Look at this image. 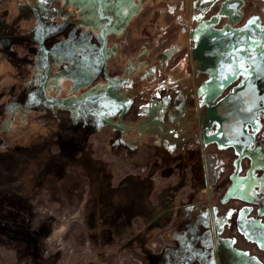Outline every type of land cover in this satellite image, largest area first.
<instances>
[{
    "label": "crops",
    "instance_id": "1",
    "mask_svg": "<svg viewBox=\"0 0 264 264\" xmlns=\"http://www.w3.org/2000/svg\"><path fill=\"white\" fill-rule=\"evenodd\" d=\"M10 6L0 51L9 50L23 87L3 86L0 98L24 97L27 113L16 109L11 125L91 102L92 159L105 165L108 205L126 214L122 250L139 264H264L230 233L234 224L244 232L247 215L252 237L244 233L264 249L263 200L240 190L248 173L253 191L264 187V127L250 126L264 109V35L255 26H264V0H0V12ZM169 18L186 41H159ZM128 33L141 40L114 41ZM170 49L178 52L158 55ZM234 199L258 201V215ZM165 224L167 246L154 253L150 241Z\"/></svg>",
    "mask_w": 264,
    "mask_h": 264
},
{
    "label": "rangeland",
    "instance_id": "2",
    "mask_svg": "<svg viewBox=\"0 0 264 264\" xmlns=\"http://www.w3.org/2000/svg\"><path fill=\"white\" fill-rule=\"evenodd\" d=\"M158 7L167 17L169 8L164 3ZM11 8L0 12V31L12 29ZM249 8L255 9L252 5ZM260 11L263 18L264 7ZM173 23L170 18L164 22L159 41L165 44L186 41L185 35L179 34L177 38L171 33ZM255 26L264 35V26ZM138 40H141L139 34L132 33L117 35L114 39L117 43L132 44ZM167 52L172 57L178 51L159 50L158 55H167ZM180 54L186 55L185 51ZM9 55L6 48L0 51V91L8 84L20 82L22 86L23 83L18 73L10 72ZM23 99L11 103L0 98V106H4L0 109V264H139L122 250L126 214L122 205H108L105 165L92 159L91 102L74 104L80 108L87 105L89 114L79 113L72 108L74 105L66 106L63 117L50 118L38 113L24 126L13 128L11 118L16 109H22ZM250 126L251 131L264 127V109ZM225 154L233 156L234 152L229 148ZM242 165L245 170L248 168L247 157L243 158ZM98 167L101 169L99 177ZM251 175L244 176L241 193L253 197L258 194L263 200L259 203L264 206V187L259 185L253 191ZM263 181L264 177L260 182ZM205 191L210 194L211 188ZM231 217L229 211L228 218ZM246 218L243 230L252 237L249 221L255 219L247 215ZM230 233L232 235L231 230ZM233 241L248 252L246 245Z\"/></svg>",
    "mask_w": 264,
    "mask_h": 264
},
{
    "label": "built area",
    "instance_id": "3",
    "mask_svg": "<svg viewBox=\"0 0 264 264\" xmlns=\"http://www.w3.org/2000/svg\"><path fill=\"white\" fill-rule=\"evenodd\" d=\"M190 146L194 147V144H191ZM134 169V173H138L141 172L138 170H144V167H134ZM209 188L210 185L208 184L206 190ZM232 202L234 203L235 207L247 208L251 217H256L259 213V204L257 202H250L242 199H234ZM231 229L235 241H237L239 244L246 245V249L248 250L249 254L259 258L264 263V250L260 247V245L254 240H249L238 225L234 224ZM171 230V224H165L163 227L156 230L152 239V243L150 244V247L154 253H161L164 251L167 246L166 235Z\"/></svg>",
    "mask_w": 264,
    "mask_h": 264
},
{
    "label": "water",
    "instance_id": "4",
    "mask_svg": "<svg viewBox=\"0 0 264 264\" xmlns=\"http://www.w3.org/2000/svg\"><path fill=\"white\" fill-rule=\"evenodd\" d=\"M100 7H101V0H100ZM230 7L231 8H233V9H235V10H237L238 9V3H232L231 5H230ZM248 29H250V30H252L253 29V27L252 26H250V27H248ZM48 52H50V50H48ZM258 54V52H251V55H252V57H254V56H256ZM263 100V99H262ZM79 101V100H78ZM78 101H75V102H78ZM74 102V104L76 105V104H78V103H75ZM74 105V106H75ZM242 231V230H241Z\"/></svg>",
    "mask_w": 264,
    "mask_h": 264
},
{
    "label": "trees",
    "instance_id": "5",
    "mask_svg": "<svg viewBox=\"0 0 264 264\" xmlns=\"http://www.w3.org/2000/svg\"><path fill=\"white\" fill-rule=\"evenodd\" d=\"M23 111H24V109L21 110V114L20 115L22 116L23 119H25L26 118V113L24 114Z\"/></svg>",
    "mask_w": 264,
    "mask_h": 264
},
{
    "label": "flooded vegetation",
    "instance_id": "6",
    "mask_svg": "<svg viewBox=\"0 0 264 264\" xmlns=\"http://www.w3.org/2000/svg\"><path fill=\"white\" fill-rule=\"evenodd\" d=\"M232 227H233V226H232ZM232 227H231V228H232ZM231 230H232V229H231ZM232 236H233V235H232ZM153 237H154V236H153ZM233 238H234V237H233Z\"/></svg>",
    "mask_w": 264,
    "mask_h": 264
}]
</instances>
